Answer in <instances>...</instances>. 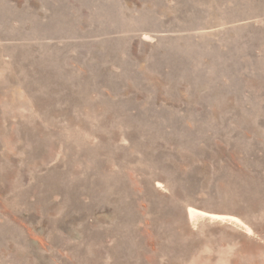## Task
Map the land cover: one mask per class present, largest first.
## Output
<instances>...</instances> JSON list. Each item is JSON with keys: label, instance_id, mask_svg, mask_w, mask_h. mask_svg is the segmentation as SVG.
<instances>
[{"label": "rangeland", "instance_id": "obj_1", "mask_svg": "<svg viewBox=\"0 0 264 264\" xmlns=\"http://www.w3.org/2000/svg\"><path fill=\"white\" fill-rule=\"evenodd\" d=\"M0 264H264V0H0Z\"/></svg>", "mask_w": 264, "mask_h": 264}, {"label": "bare ground", "instance_id": "obj_2", "mask_svg": "<svg viewBox=\"0 0 264 264\" xmlns=\"http://www.w3.org/2000/svg\"><path fill=\"white\" fill-rule=\"evenodd\" d=\"M204 217H209V219L211 220H217V221H221V222H225L226 220L231 221L233 223H237V224H241L240 221L236 218H229V217H224L221 215H216V214H207L205 212L200 211L197 208H189L188 209V218H189V222L191 224H196L198 222L199 219L204 218ZM249 230V229H247ZM250 231V230H249Z\"/></svg>", "mask_w": 264, "mask_h": 264}]
</instances>
